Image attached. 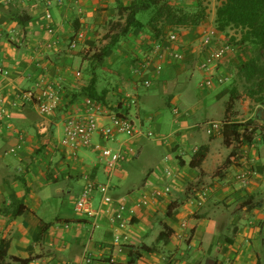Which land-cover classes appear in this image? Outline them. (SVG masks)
<instances>
[{
  "label": "crops",
  "instance_id": "crops-1",
  "mask_svg": "<svg viewBox=\"0 0 264 264\" xmlns=\"http://www.w3.org/2000/svg\"><path fill=\"white\" fill-rule=\"evenodd\" d=\"M130 2L0 0V241L10 242V257L30 259L28 264H87L86 258L90 264H264V106L247 97L239 77L253 56L250 47L236 46L219 64L223 84L201 87L206 38L216 31L215 47L230 37L216 30V10H208L199 27L170 32L178 33L176 44L144 29L95 65L85 55L107 43L110 23ZM79 31L86 39L73 51L69 45ZM158 46L184 60L165 56L157 62L162 71L152 65L139 74ZM94 76L98 92L107 89L112 106L135 97L137 124L159 137L113 140L126 159L107 177L110 196L136 209L129 240L121 246L113 243V208L101 205L98 192L99 228L74 208L87 178L104 180L102 162L60 145L66 117L74 108L85 109L78 94ZM46 81L64 86L54 115H41L33 102H16L20 92ZM141 86L145 90L137 93ZM158 96L165 107L157 108ZM132 109L124 104L117 113L129 117ZM210 122L222 123V133L209 136L204 125ZM244 134L248 141H241ZM199 152L206 156L196 165ZM247 172L243 185L237 178ZM15 201L28 211L13 218L5 210Z\"/></svg>",
  "mask_w": 264,
  "mask_h": 264
},
{
  "label": "built area",
  "instance_id": "built-area-1",
  "mask_svg": "<svg viewBox=\"0 0 264 264\" xmlns=\"http://www.w3.org/2000/svg\"><path fill=\"white\" fill-rule=\"evenodd\" d=\"M48 20L52 19L51 14L46 15ZM48 32L54 34V28L48 27ZM218 33L211 31L204 42V56L199 64V70L205 73V78L200 83L201 87H211L214 84H223L225 79L221 75H217L219 64L224 58L231 53L235 46L227 40L217 46H212L211 40L217 38ZM86 34L84 31L77 32L69 45V48L73 51L78 50L79 46L85 41ZM166 41L170 44H176L179 41L178 33H170L166 38ZM162 46H158L154 56L147 57L142 65L138 68V73L144 72L147 68L154 65L156 71H162V64L157 62L166 57H171L177 61H183L184 55L180 53H173L167 50L163 51ZM0 73L3 72L0 70ZM144 86L149 89L151 84L148 81L144 82ZM64 86L60 81H46L38 84L36 89L20 92L16 97L17 103H24L27 101L33 102L39 110V113L43 116H52L60 108L62 103V92ZM85 109L74 108L70 110L65 120V130L63 139L60 141V145L64 148L71 150L72 152H78L82 148H91L100 153V162L105 165V174L110 178L114 172L118 169L120 164L124 162L126 156L122 151H113L106 146L93 145L92 138L94 135H98L101 140L105 142L113 141L118 135L127 134L130 137H147L156 138L151 131L145 132L144 127L136 126L128 116L113 112L110 108L104 107L93 101L90 98H86L84 101ZM125 105L129 107L137 106V100L131 96H126ZM174 113L178 114V110L174 109ZM109 119L110 123L105 124L103 121ZM205 131L209 136L221 134L223 131V124L220 122H210L204 125ZM12 154H16V149L11 150ZM249 174L245 173L238 176V180L241 184L246 185L249 181ZM86 185L83 191L78 195L75 201L76 214L89 218L92 220V228H99L98 219L103 214V210L94 208V193L98 192L102 199L101 205L107 208H113V213L109 218V223L113 230V243L114 245L121 246L126 244L129 240L128 230L132 225V222L136 215V209L128 207L122 203H114L110 196L111 185L110 183L102 184L91 178L86 179ZM143 206H147L146 201L142 202ZM86 263L92 262L91 258H86Z\"/></svg>",
  "mask_w": 264,
  "mask_h": 264
},
{
  "label": "trees",
  "instance_id": "trees-1",
  "mask_svg": "<svg viewBox=\"0 0 264 264\" xmlns=\"http://www.w3.org/2000/svg\"><path fill=\"white\" fill-rule=\"evenodd\" d=\"M183 1L131 0L128 6L120 9V19L110 23L104 36L107 43L90 57L89 53L85 57L95 65H101L129 35H138L144 29H148L156 39L161 40L170 32L199 27L209 16L208 8L204 6L202 0H194L191 5H185ZM143 13L150 14L146 23L138 17ZM215 27L222 34L237 32L238 38H232L237 42L233 44L235 47L239 45L250 47L253 56L242 66L239 77L247 97L254 103L264 106V0H224L216 9ZM91 65L90 69L93 71L95 66ZM96 84L97 80L94 76L91 84L83 88L78 95L83 96L84 99L90 98L117 113L125 104V100H121L116 107L112 106L107 101L108 90L98 92ZM231 103L227 108L231 107ZM241 141H248L247 135L244 134ZM205 156V153L199 152L195 157L196 165H200ZM27 211L23 202L15 201L12 208L5 210V213L16 218ZM9 247L8 240L0 241V264H10V261L28 264L31 261L10 257Z\"/></svg>",
  "mask_w": 264,
  "mask_h": 264
},
{
  "label": "rangeland",
  "instance_id": "rangeland-1",
  "mask_svg": "<svg viewBox=\"0 0 264 264\" xmlns=\"http://www.w3.org/2000/svg\"><path fill=\"white\" fill-rule=\"evenodd\" d=\"M190 1V0H189ZM203 1V3H204V6H206L207 8H208V10H211V11H215L217 8H218V6H220L221 5V3L224 1V0H202ZM149 16H150V14L149 13H143V14H141L140 16H139V19L140 20H145V19H147V18H149ZM239 34L237 33V32H230L229 33V38L228 39H226L227 41H230L232 44H236L237 42H235L232 38L233 37H235V36H238ZM238 38V37H237ZM241 86H243V83L241 82ZM243 88V87H242ZM145 89L143 88V86H141L140 88H139V91H136L137 93H141V92H143ZM135 92V93H136ZM154 92V91H153ZM136 95V94H135ZM133 98H135V97H133ZM158 102L157 103H159L158 104V106H157V108H162V107H165V105H164V102H163V97L162 96H158ZM137 100V99H136ZM137 105H138V102H137ZM135 111H136V106L135 107H133V109H132V112H131V114L129 115V119L131 120V121H133L134 123H135V125L136 126H139L138 124H137V120H136V117H135ZM167 111H169L168 109H167ZM159 111H156V112H154V110L151 112V113H153V114H156V113H158ZM167 116H171V114H170V112L168 113V115ZM64 130H65V128H64ZM152 130V129H151ZM148 127L147 128H144V131L145 132H148V131H151ZM151 132H153L154 134H155V132H154V130H152ZM118 136H123V137H130V136H128L127 134L125 135V134H122V135H118ZM117 136V137H118ZM141 137H144V136H141ZM98 138H100L98 135H94L93 136V138H92V144L93 145H100V146H106V147H108V148H110V149H112L113 151H118L117 149H115L114 147H113V141L112 142H105V141H103V140H101V138H100V141H99V139ZM131 138V137H130ZM144 138H147V137H144ZM63 138H61V140H62ZM147 139H149V138H147ZM149 140H156V138H150ZM80 151V153L83 155L84 153H82V152H85L86 153V155L93 161V162H96L97 164H99L100 163V153L98 152V151H96V150H94V148L93 147H91V148H82V149H80L79 150ZM102 165H103V167L100 165V169L102 170V171H104V176H105V178H104V180L102 181V182H100V183H102V184H109V182H108V179H107V175L105 174V165L103 164V163H101ZM83 191V190H82ZM81 191V192H82ZM80 192V193H81ZM75 194H76V192H75ZM77 198H78V196L76 197V200H77ZM75 207V206H74ZM94 208H97V207H94Z\"/></svg>",
  "mask_w": 264,
  "mask_h": 264
}]
</instances>
